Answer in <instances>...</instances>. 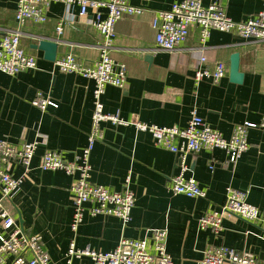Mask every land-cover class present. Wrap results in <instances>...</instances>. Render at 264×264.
Instances as JSON below:
<instances>
[{"label":"crops","instance_id":"obj_1","mask_svg":"<svg viewBox=\"0 0 264 264\" xmlns=\"http://www.w3.org/2000/svg\"><path fill=\"white\" fill-rule=\"evenodd\" d=\"M177 1L132 0V5L143 8L144 13L125 15L115 27L112 56L126 66L127 78L123 87L108 86L103 102L106 112L119 114L130 124H102L103 137L91 154L90 180L120 191L130 179L136 195L131 221L125 225L116 217L86 212L74 233L72 187L76 177L62 170H42L40 165L48 151L72 161L88 144L95 81L79 73H63L56 63L73 54L82 65L93 67L100 57L95 47L100 34L92 23L93 13L81 16L76 5L68 9L63 2H54L45 23L30 21L19 26L15 18L18 0H0V38L3 28L20 27L22 48L37 58L36 69L15 76L0 71V140L38 143L29 170L17 162L12 165V174L22 182L5 205L26 233L40 238L52 264H66L73 239L78 248L108 252L122 238L140 240L159 228L168 230L167 248L173 264H200L206 250L219 246L247 250L264 264L262 222L226 214L218 234L199 226L203 215L225 206L229 187L248 190V201L264 213V130L248 131L249 149L235 163L219 149L188 156L187 176L195 178L206 192L204 198H188L173 194L169 188L179 171L178 157L133 125L142 122L185 128L197 110L214 130L230 138L237 125L264 120V43L245 40L235 32L212 31L203 44L199 27L192 26L187 41L177 50H157L155 12L169 10ZM202 3L223 5L237 22L264 10V0ZM67 14L71 19H66ZM59 24L62 33L57 32ZM41 39L58 42L56 62L46 60L44 52L34 48ZM236 52L240 53V71L244 74L241 84L230 80L231 56ZM203 56L207 59L204 65L210 68L218 61L226 65V77L219 84L210 80L195 84V69L202 66ZM40 93L57 107L42 111L34 106L32 102ZM73 261L91 264L88 257Z\"/></svg>","mask_w":264,"mask_h":264},{"label":"built area","instance_id":"obj_2","mask_svg":"<svg viewBox=\"0 0 264 264\" xmlns=\"http://www.w3.org/2000/svg\"><path fill=\"white\" fill-rule=\"evenodd\" d=\"M54 2H63L68 9L80 8L81 16L93 13L92 23L100 34L96 48L99 60L93 67H86L73 55L67 54L56 63L63 73H79L95 81V110L92 126L88 134V144L72 161L64 160L61 153L48 151L42 156V170H62L67 175L75 176L72 187L74 214L71 228L74 233L83 221L86 212L92 215L116 217L126 225L131 221L132 210L136 204V195L126 180L120 191L97 185L90 180L91 154L103 137L102 124L112 126L129 125L119 114L105 111L103 95L108 86L123 87L127 78V68L112 56L115 50L117 22L125 15L134 16L144 13V9L132 5V0H18L15 18L19 26L27 22L43 24L47 21V11ZM105 11V12H104ZM69 18L67 14L66 19ZM71 19V17L69 18ZM68 19V20H69ZM192 26L200 29V40L204 44L212 31L235 32L245 40L253 39L264 43V10L247 21L237 22L227 13L226 8L213 3L204 6L202 0H180L174 2L169 10L155 12L153 27L156 30L157 50L172 52L183 45ZM0 38V71L15 76L20 72L36 69L37 58L26 53L21 46L22 31L2 30ZM62 33V24L57 27ZM207 59L201 58L202 66L195 69L193 80L199 84L210 80L219 84L227 74L223 62H216L213 68L205 66ZM33 105L42 111L57 104L41 93L33 100ZM139 132H148L156 145L169 150L178 157V173L171 178L169 188L176 195L188 198H204L206 192L198 181L188 177L187 158L202 151L224 150L230 161L235 163L249 149L248 131L264 130V120L259 123L245 122L234 128L230 138H225L214 130L197 110H193L191 119L185 128L177 126H158L142 122L133 123ZM37 141L14 144L0 140V264H52L50 256L37 235L26 233L17 223L16 218L6 207L5 201L18 191L22 178L12 174V165L19 163L29 170L34 158ZM248 190L227 188V202L219 210L207 212L199 220L201 229H210L215 233L223 230V218L234 214L248 222H262L264 231V213L249 201ZM168 230L153 229L143 239L122 238L111 251L102 252L90 247L81 249L71 240L65 259L66 264H75L74 259L88 257L91 264H173L168 252ZM200 264H261L258 257L247 250L237 251L225 246L209 248L205 251Z\"/></svg>","mask_w":264,"mask_h":264},{"label":"water","instance_id":"obj_3","mask_svg":"<svg viewBox=\"0 0 264 264\" xmlns=\"http://www.w3.org/2000/svg\"><path fill=\"white\" fill-rule=\"evenodd\" d=\"M58 46L59 44L56 40L41 39L34 48L43 51L46 60L56 62ZM243 79L244 74L240 71V53L236 52L231 56L230 80L235 84H241Z\"/></svg>","mask_w":264,"mask_h":264}]
</instances>
